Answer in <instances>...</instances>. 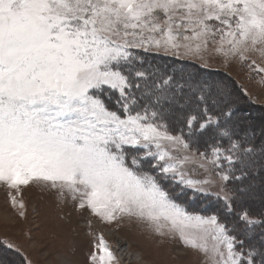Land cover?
Segmentation results:
<instances>
[{
    "label": "snow or ice",
    "instance_id": "obj_1",
    "mask_svg": "<svg viewBox=\"0 0 264 264\" xmlns=\"http://www.w3.org/2000/svg\"><path fill=\"white\" fill-rule=\"evenodd\" d=\"M217 61L264 85V0H0V188L18 216L23 188L70 207L88 264H122L94 221L195 264H264V118ZM75 253L62 240L56 264ZM0 264L35 262L5 237Z\"/></svg>",
    "mask_w": 264,
    "mask_h": 264
},
{
    "label": "rangeland",
    "instance_id": "obj_2",
    "mask_svg": "<svg viewBox=\"0 0 264 264\" xmlns=\"http://www.w3.org/2000/svg\"><path fill=\"white\" fill-rule=\"evenodd\" d=\"M200 71L207 70L200 69ZM211 72L218 76L230 72L231 78L249 91L251 102L245 107L253 120L259 123L264 118V85L257 82L258 78L249 79L238 66L225 69L218 61L211 65ZM18 199L23 200L27 209L24 219L20 218L17 209L11 206L6 190L0 188V239L7 237L23 245L32 253L35 264H56L58 260L56 250L61 246V241L72 239L76 249L74 256L76 264H88L92 240L87 234L88 229L83 217L73 212L68 206H64L61 210L52 195H45L41 200L35 188H23ZM34 208L39 209L38 215L33 212ZM69 212L71 215H68ZM37 225L39 232L35 231ZM103 226L104 229H101L94 223V230L103 232L116 254L121 257L122 264H139L140 258H137L135 253L141 255L144 264H195L196 257L192 252L171 243L161 246L155 238L135 226L126 227L119 232ZM29 232L36 235L42 244H47L48 255L36 252L29 243Z\"/></svg>",
    "mask_w": 264,
    "mask_h": 264
},
{
    "label": "bare ground",
    "instance_id": "obj_3",
    "mask_svg": "<svg viewBox=\"0 0 264 264\" xmlns=\"http://www.w3.org/2000/svg\"><path fill=\"white\" fill-rule=\"evenodd\" d=\"M94 223L97 224V225H99V226L101 227V229H104L103 224L99 223L98 221H94ZM128 251H129V250H128ZM128 253H129V252H128ZM134 255H135L137 258H138V257L141 258V255L138 254V253H135ZM142 259H143V258H142Z\"/></svg>",
    "mask_w": 264,
    "mask_h": 264
},
{
    "label": "trees",
    "instance_id": "obj_4",
    "mask_svg": "<svg viewBox=\"0 0 264 264\" xmlns=\"http://www.w3.org/2000/svg\"><path fill=\"white\" fill-rule=\"evenodd\" d=\"M191 70V69H190ZM204 72V71H203Z\"/></svg>",
    "mask_w": 264,
    "mask_h": 264
}]
</instances>
